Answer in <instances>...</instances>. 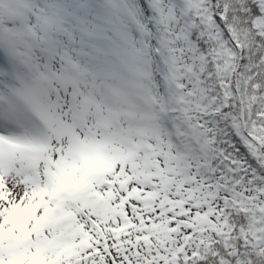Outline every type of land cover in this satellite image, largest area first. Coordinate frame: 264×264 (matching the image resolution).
Masks as SVG:
<instances>
[{
	"label": "snow or ice",
	"instance_id": "6c2138e0",
	"mask_svg": "<svg viewBox=\"0 0 264 264\" xmlns=\"http://www.w3.org/2000/svg\"><path fill=\"white\" fill-rule=\"evenodd\" d=\"M0 264H264V0H0Z\"/></svg>",
	"mask_w": 264,
	"mask_h": 264
}]
</instances>
